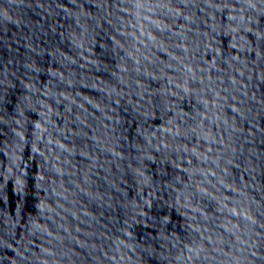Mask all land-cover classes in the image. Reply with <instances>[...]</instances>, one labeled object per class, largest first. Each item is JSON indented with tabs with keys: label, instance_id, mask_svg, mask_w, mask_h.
<instances>
[{
	"label": "water",
	"instance_id": "1",
	"mask_svg": "<svg viewBox=\"0 0 264 264\" xmlns=\"http://www.w3.org/2000/svg\"><path fill=\"white\" fill-rule=\"evenodd\" d=\"M0 264H264V0H0Z\"/></svg>",
	"mask_w": 264,
	"mask_h": 264
}]
</instances>
